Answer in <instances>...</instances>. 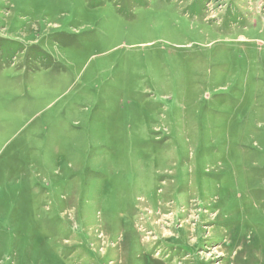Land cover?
Returning <instances> with one entry per match:
<instances>
[{
  "label": "rangeland",
  "instance_id": "1",
  "mask_svg": "<svg viewBox=\"0 0 264 264\" xmlns=\"http://www.w3.org/2000/svg\"><path fill=\"white\" fill-rule=\"evenodd\" d=\"M0 264H264V0H0Z\"/></svg>",
  "mask_w": 264,
  "mask_h": 264
}]
</instances>
